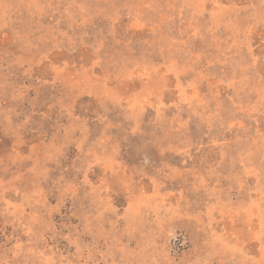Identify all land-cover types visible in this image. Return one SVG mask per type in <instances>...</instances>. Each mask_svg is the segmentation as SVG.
<instances>
[{"label":"rangeland","instance_id":"obj_1","mask_svg":"<svg viewBox=\"0 0 264 264\" xmlns=\"http://www.w3.org/2000/svg\"><path fill=\"white\" fill-rule=\"evenodd\" d=\"M0 264H264V0H0Z\"/></svg>","mask_w":264,"mask_h":264}]
</instances>
